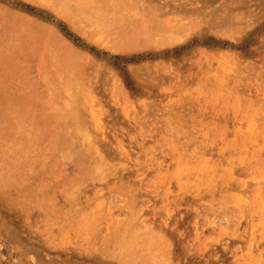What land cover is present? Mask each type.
Wrapping results in <instances>:
<instances>
[{
    "label": "rangeland",
    "instance_id": "obj_1",
    "mask_svg": "<svg viewBox=\"0 0 264 264\" xmlns=\"http://www.w3.org/2000/svg\"><path fill=\"white\" fill-rule=\"evenodd\" d=\"M90 1L0 0V264H264V0Z\"/></svg>",
    "mask_w": 264,
    "mask_h": 264
},
{
    "label": "bare ground",
    "instance_id": "obj_2",
    "mask_svg": "<svg viewBox=\"0 0 264 264\" xmlns=\"http://www.w3.org/2000/svg\"><path fill=\"white\" fill-rule=\"evenodd\" d=\"M100 0H91L90 2H92V4L90 3L89 5H90V7H92V5H94L95 7H98V4L96 3V2H99ZM92 12H94V13H97L100 17H101V22H102V26L104 27V28H107L106 27V23H109V19L107 18V16L104 14H101V13H99V11H92ZM30 118H32V117H30ZM57 119H59V118H57ZM60 120V119H59ZM59 120H57V121H59ZM38 124V123H37ZM4 142V141H3ZM54 142V141H53ZM56 142V141H55ZM90 166V165H89ZM92 168V167H91ZM85 184V183H84Z\"/></svg>",
    "mask_w": 264,
    "mask_h": 264
}]
</instances>
